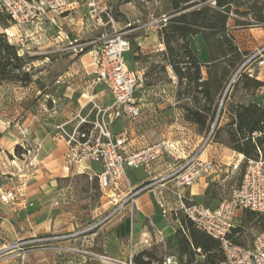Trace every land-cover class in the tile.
<instances>
[{
    "label": "crops",
    "instance_id": "crops-1",
    "mask_svg": "<svg viewBox=\"0 0 264 264\" xmlns=\"http://www.w3.org/2000/svg\"><path fill=\"white\" fill-rule=\"evenodd\" d=\"M81 1L71 0L67 10L62 14L48 13L38 25L45 36L28 37L27 47H24V50L27 48V53H30L32 48H37L45 54L63 50V53H68L69 56L79 57L80 55L74 52V48L80 46L91 60L94 51L102 43V34L110 31L111 26L123 32L124 37L129 41L131 39L135 41L140 46L139 51L141 52L144 48H154L156 44H161L159 36L161 24L157 22L160 17L142 20L141 10L135 7L132 0L117 5L118 10L122 12L121 18H112L109 11L110 6L108 9L107 5L99 0L107 9L109 17L107 19L103 15L104 25L102 26L88 18L87 3ZM124 5L132 8L133 17L123 10ZM63 24L69 28L68 31L63 29ZM51 30L56 31L55 35H50ZM258 37H264V35L259 32ZM190 38L198 45L199 60L207 62L208 49L201 35ZM154 41L155 44L152 43ZM155 50H160V48ZM134 54L137 53L133 52ZM133 55L130 54L131 61H133ZM128 66L130 67V64ZM83 72L86 73L85 76L89 82L88 92L82 93L86 100L96 104H110L112 96L110 92L105 93L107 88L101 83L92 82L94 65L93 69L89 71L84 69ZM262 76L260 75L258 80H264ZM66 88L69 89V86ZM64 95L66 98L61 101L66 102L68 107L64 110L63 116L66 118L64 122H60L59 117L51 119L48 114L37 119L31 107H27V121L19 130L9 126L11 117H8V120L6 118L7 114H10L6 111L11 106L10 102L0 99V194L10 189L15 190L17 194V200L13 202L5 203L0 199V264H103L102 257H116L120 261L126 259L129 247L133 250H142L151 245H157L161 250L166 249V239L175 231V224L172 220L161 219L157 200L160 197L165 198L169 214L178 210L173 194L174 179L164 178L173 167L171 157L162 158L144 168L127 169L128 181L132 187H138L143 183L151 184L136 196V207L131 218L127 216L126 209H123L128 208L127 204L108 217L90 220L91 222L87 223L81 222L82 216L90 217L91 215V218H94L104 212V208L117 204L116 202L120 199L101 194L99 205L91 208L88 198L86 205H75L74 196L64 192V186L61 184L64 178L74 172L96 177L99 169L98 164L91 161L67 164L68 147L58 127H64L65 123L67 124L66 130L72 129L78 123L79 106L82 105L78 106L73 99H69L68 94ZM136 97L139 100L141 114L143 106L153 105L150 101L142 103L143 95L136 94ZM79 101L80 97L76 99V102L79 103ZM154 104L165 106L161 102ZM53 110L51 108V111L55 112ZM171 111L172 107L167 108L163 113ZM40 114L44 115L41 112ZM141 114L136 119L134 128L129 130L125 145L127 152L150 143L145 142L144 136L149 129H152V125L143 123L140 120ZM179 114L183 119V114ZM122 125V120H116L110 125L111 132L118 133ZM163 125L160 123L158 126ZM189 129L187 139H184L181 145L187 154L194 150L203 137L202 134L196 133L194 125L190 124ZM34 143H39V148L34 161L32 163L30 161V167L27 164L24 165L25 159H16L15 147L18 146L19 150L25 148V144L28 149ZM202 156L214 158L218 166L213 172L202 176L184 190L185 195L193 201L203 198L209 183L216 179L222 180V172H227L228 166L234 160L231 150L219 142H213L203 148L199 154V157ZM29 158L27 156V159ZM25 167L29 169V174L23 172L22 169ZM83 200H78L76 203ZM218 202L217 198L212 196L208 206L215 207ZM98 209L103 211H98ZM242 211V209L238 210L236 216L241 215ZM36 235L45 236L47 239L40 247L29 252L22 253L25 246L5 249V246L14 241ZM196 250L199 251V248ZM21 254H23L22 257ZM200 257L202 258L203 255ZM221 264L224 263L221 262Z\"/></svg>",
    "mask_w": 264,
    "mask_h": 264
},
{
    "label": "rangeland",
    "instance_id": "rangeland-1",
    "mask_svg": "<svg viewBox=\"0 0 264 264\" xmlns=\"http://www.w3.org/2000/svg\"><path fill=\"white\" fill-rule=\"evenodd\" d=\"M88 1L89 0H82L81 2L87 3ZM102 1L107 5L106 7L108 9L110 6L109 11L112 18H121L122 12L118 10L117 5L124 4L126 0ZM132 1L135 7L141 10V13L143 15L141 17L142 20H152L162 16L168 17L171 12V4L169 0ZM70 2L71 0H69V3ZM131 9L132 8L130 6L124 5L123 10L127 12L130 17H133V10ZM262 12L264 13V10ZM0 16L5 17V19L3 20L4 24H0V33H5L7 37H11V40L16 41L17 44H19L23 48V53L34 58V60H32L28 66V69H30L33 73L32 82L24 86L12 82H3L0 85V99L9 101L11 104V106H9V108L6 110L10 113L6 116L7 120L9 119L8 117H11L9 126H12V129L15 130H19L22 128V125H24L25 121H27V107H31V110L34 112V114H36L37 119L43 118L47 116L45 114H48L51 116V119L59 117L58 120L60 122H64V119L66 120L65 116H63L64 110L68 109L67 103H62L61 101L62 99L66 98L64 94H68L69 99H73V102L78 106L82 105L81 107L79 106L80 116H83L89 119V121H91L95 117L97 108L93 105L92 101H87L86 97L82 95V93L88 92L87 88H89V82L87 81V77L85 76L86 73L83 72V70L86 69L89 71L93 69L91 60L89 56L85 55V51L77 52L74 50L76 55H80V58L78 56H69L68 53H63V50H55L45 54L41 53L40 50H38L37 48H32L30 53H27V48L24 50V47H27V38L44 37L45 33H43V30H40L38 25L35 27L33 26L32 28L27 27V25L23 27H17L12 21L9 20L6 13L1 11V8ZM104 17L108 19L106 15H104ZM234 17L243 24L235 26V22L233 18H231L228 21V26L230 28L231 33L236 36L234 38L237 46L244 53L243 61L232 77V81L230 82L232 85L228 87L227 91L225 92L226 98L224 100V103L222 102L223 110L221 112L219 111L216 114V121L213 128L215 130H212L203 148L212 144L213 142H219L222 143L223 146L228 147L225 144L227 135L224 127L229 120L228 109L230 104L246 103L250 99L254 98V95L264 102V98L257 92L254 91L252 94L251 90L243 88L241 84L235 86L236 75L242 68L244 72L252 73L253 76L257 75L260 77V75H263L262 79H264V67L258 65L260 55L263 54L264 56V37H258L259 32L264 35V22H262L261 24L256 23L252 14H248L247 16L236 14L234 15ZM257 27L258 29H255ZM63 29H66L67 31L69 30V28L66 27L64 24ZM49 33L50 35H55L56 31L54 30L53 32V30H51ZM189 42L191 48L198 55V45L196 44V42L192 41L191 38H189ZM152 43L155 44L156 42L154 41ZM160 43V45L156 44L154 48H144L143 52H141L139 51L140 46L131 39L129 41V49L123 53L122 57L127 65L130 64L131 69L142 73V86L139 88V90L136 91V94L139 96L143 95L144 99H142V103L150 101L153 104L143 106L141 114L140 120H142L143 123L146 122L152 125V129H149L144 136L145 142L152 143L155 141H159L163 138L177 142L178 147L180 148V152L177 153V155H180L184 159L197 149V147L205 140L209 131L206 134L202 133L203 137L201 142H198V145L194 148V150H192V152L187 154V151H184V149H182L181 145L183 144V140L187 139L186 136L189 133L190 124L184 119V117L183 119H181V116L179 114H183V110L181 109V107H179L180 102L177 100L176 97V91L178 89L177 78L175 77L168 65H165V69H163L164 60L162 59V52L164 50V45L162 42ZM149 45H151V43ZM159 48L160 50H155ZM133 52L137 53L134 54L136 55V59L131 61L130 54L133 55ZM242 65L243 67L239 69ZM64 71H67V73H64ZM203 73H205L204 70ZM67 86H69V89L66 88ZM105 93L109 94V91L105 89ZM78 97H80L79 103L76 102V99ZM156 102L164 103L165 106H156L154 104ZM97 105H100L101 107H106L109 105V103L105 105L97 103ZM168 105L172 107L173 112L171 111L170 113H163V111L167 110V108H170ZM51 108H53V111L55 112H52ZM40 112L44 113V115H41ZM77 119H79V117H77ZM135 121L132 122V127L130 129L134 128ZM160 123H163L164 125L162 127H159L158 125ZM66 125L67 124L64 123L63 128L65 130ZM88 125L89 123L85 124L84 127H88ZM124 125L125 123L123 122L122 128ZM156 126L158 127L156 128ZM195 130L196 133H199L197 131L196 126ZM24 147L25 148H20L18 152H15V157L16 159H25L26 163L24 165L27 164V166L29 165L31 167L30 161L32 163L35 157L29 156L27 154V146L25 144ZM229 149L231 150V154L233 153L234 155V160L230 164V166H228V171L222 172V180L216 179L211 182L208 197H205L204 195L202 199L195 200L197 203L209 205V200L211 196H215L218 201L227 199L232 189H234L240 184L241 177L245 168L246 157L242 153H238L232 150L231 148ZM239 154L242 156H240ZM27 156L30 158L27 159ZM200 159L213 161V163L215 164L214 170L218 166L214 158H205V156H202L200 157ZM172 163L174 166V162ZM22 170L24 173H30L27 167L23 168ZM166 176L164 177L165 179L167 178ZM61 184L64 186L65 193H70L74 196L73 199L75 205H86L87 198L89 199V205L91 208H93V206L99 205V198L102 192L100 191L95 176L90 177L82 173L74 172V174H71L68 177L64 178ZM144 184L146 183H143L142 185ZM142 185L138 187H141ZM139 192L137 193V195L139 194ZM124 194L125 190L121 193H116L114 197L116 199H121ZM82 199L84 200L76 203V201H80ZM135 207L136 205L131 208V205L128 204V208H123L126 209L127 216H129V218H131V216L133 215ZM115 209L116 204H111L110 207L108 206L107 208H104V212L98 214L94 218H91V215L90 217L82 216L81 222L87 223L91 222L92 220L99 219L101 217H108L114 212ZM98 211L103 210L98 209ZM170 214H168L166 217L162 216L161 219L172 220V223L175 224L174 227L176 228L179 225L177 217H179V214L184 216V213L182 212V210L178 209ZM234 224L235 228L232 232L233 236L237 240H239L243 245H249L252 242L254 236L261 230V226L264 224V220L258 213L251 215L250 219L243 220L242 211L241 215H237L235 217ZM43 238L47 237L36 235L30 238H24L14 241L13 243L15 244L14 247L25 246L26 248L22 251V253H26L31 251L32 249L40 247L46 240ZM26 239L31 241L25 244H19ZM13 243H10L9 245ZM6 247L7 246H5V249H9ZM147 249H150L155 252L157 256L165 257L164 255L166 254V249L161 250L157 245H151ZM138 251H140V249L133 250L131 249V247H129L126 259H122L120 261L116 257H102L101 261L103 264H133L132 258L134 254ZM131 254H133L132 257H130ZM22 256L23 254H21V257ZM175 258L177 260V264H179V261L176 256Z\"/></svg>",
    "mask_w": 264,
    "mask_h": 264
},
{
    "label": "built area",
    "instance_id": "built-area-1",
    "mask_svg": "<svg viewBox=\"0 0 264 264\" xmlns=\"http://www.w3.org/2000/svg\"><path fill=\"white\" fill-rule=\"evenodd\" d=\"M69 5V0H0L1 11L6 13L9 20L17 27L32 28L48 15L61 14ZM88 18L98 25H104L103 15L107 9L97 0L87 2ZM109 19V17H108ZM167 16L160 17L157 22L164 23ZM11 38V37H10ZM129 49V40L123 32L111 26V30L102 34V43L94 51L91 61L94 65V83L103 84L112 96V102L97 108L95 117L89 119L78 115V123L70 130L59 126L60 135L67 144V164H80L91 161L98 164L96 178L103 195L113 198L117 193L125 190V194L116 204V210L130 204L135 206L137 193L151 186L146 183L141 187H132L127 178V169L144 168L162 158L171 157L173 169L166 176L174 179L173 194L178 209L185 217L192 221L196 228L219 241L224 264H264V227L254 236L249 245L235 243L229 233L234 225L236 213L240 209H248L259 213L264 219V158H245V168L240 184L232 189L229 197L210 207L194 202L187 197L184 190L194 184L199 178L214 170L211 160H202L199 153L208 140L215 123L211 125L205 140L186 158L179 153L178 143L169 139H161L127 152L125 145L128 140L132 122L140 117L141 109L136 91L142 86V73L131 69L123 60V53ZM83 52V48H74ZM259 66L264 67V56L260 55ZM243 65L239 68L241 69ZM249 75L253 76L252 73ZM259 79V76H254ZM257 87L256 92L264 98V80ZM122 120L125 125L116 134L109 129V125L116 120ZM89 123L88 127H84ZM39 143H34L27 149V154L36 156ZM177 161V162H176ZM0 199L7 203L17 200L14 190L0 194ZM160 214H169L167 201L164 197L157 200ZM131 212V211H130ZM132 213V212H131ZM47 239V238H43ZM31 240H24L25 244ZM15 244L6 248H13ZM133 254L130 255L132 257ZM163 264H177L173 255H165Z\"/></svg>",
    "mask_w": 264,
    "mask_h": 264
},
{
    "label": "trees",
    "instance_id": "trees-1",
    "mask_svg": "<svg viewBox=\"0 0 264 264\" xmlns=\"http://www.w3.org/2000/svg\"><path fill=\"white\" fill-rule=\"evenodd\" d=\"M169 1L170 15L164 23H160L159 29L164 45L163 69L168 65L177 78L176 97L183 110L184 119L196 126L199 133L206 134L215 121L216 114L223 110V104L219 108V103L223 95L224 103L227 86L232 85L229 82L244 56L235 42L228 21L233 18L235 26H239L243 23L234 15L252 14L256 23L261 24L264 22V0ZM4 19L5 17L0 16L1 25L4 24ZM198 34L208 49L207 62L200 61L190 46L189 38ZM22 50L16 41L11 40L5 33H0V85L3 82H12L24 86L33 81V73L28 66L34 58ZM134 59L136 55L132 56V60ZM261 83L262 81L244 72L243 68L236 75L235 86L241 84L243 88L251 90L252 94ZM228 113L229 120L224 127L227 135L225 144L246 158H256L259 152L264 158V102L254 95L246 103L230 104ZM17 150L18 146L15 147V151ZM210 187L211 183L205 190V197H208ZM242 210L243 220L250 219L251 215L257 213L248 209ZM177 219L179 225L166 239V255H175L179 264L223 262L217 239L196 228L185 215L179 214ZM263 227L264 224L261 229ZM234 228L235 224L229 237L235 243L242 244L233 236ZM198 248L199 251L196 250ZM163 260L164 257L157 256L152 250L143 249L134 254L132 263L163 264Z\"/></svg>",
    "mask_w": 264,
    "mask_h": 264
},
{
    "label": "water",
    "instance_id": "water-1",
    "mask_svg": "<svg viewBox=\"0 0 264 264\" xmlns=\"http://www.w3.org/2000/svg\"><path fill=\"white\" fill-rule=\"evenodd\" d=\"M232 81V79L230 80V82ZM230 82H229V84H230ZM229 86V85H228ZM228 86H227V88H228ZM227 90V89H226ZM223 97H224V95L222 96V98H221V101H220V103H219V108H220V105H221V103H222V100H223ZM215 121H216V119H215ZM215 121L213 122V123H215Z\"/></svg>",
    "mask_w": 264,
    "mask_h": 264
}]
</instances>
